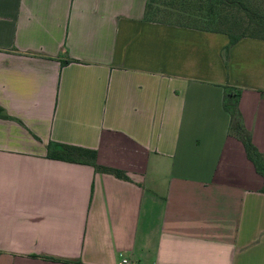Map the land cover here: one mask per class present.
Listing matches in <instances>:
<instances>
[{
	"label": "crops",
	"instance_id": "obj_1",
	"mask_svg": "<svg viewBox=\"0 0 264 264\" xmlns=\"http://www.w3.org/2000/svg\"><path fill=\"white\" fill-rule=\"evenodd\" d=\"M148 0H0V264H264V39ZM96 151L91 165L47 144Z\"/></svg>",
	"mask_w": 264,
	"mask_h": 264
},
{
	"label": "trees",
	"instance_id": "obj_2",
	"mask_svg": "<svg viewBox=\"0 0 264 264\" xmlns=\"http://www.w3.org/2000/svg\"><path fill=\"white\" fill-rule=\"evenodd\" d=\"M176 2L178 6H181V11L176 15V18L164 20H170L202 31L226 34L229 45L243 37L264 39V14L260 11V8L256 9V12L246 7L240 0H176ZM154 3L155 0H148L146 4L145 16L149 19H154L147 15L148 10L152 8ZM233 7L243 12L245 17L238 16L233 11ZM223 106L229 113L230 133L242 142L248 158L263 177L261 191L264 192V153L257 150L251 141L249 132L244 128L235 95L226 92ZM6 117L4 110L0 107V118ZM96 156V151L89 148L52 141L47 144L48 158L88 164L96 171L107 172L118 178L128 179L124 171L99 165L96 162Z\"/></svg>",
	"mask_w": 264,
	"mask_h": 264
},
{
	"label": "rangeland",
	"instance_id": "obj_3",
	"mask_svg": "<svg viewBox=\"0 0 264 264\" xmlns=\"http://www.w3.org/2000/svg\"><path fill=\"white\" fill-rule=\"evenodd\" d=\"M246 7L251 8L256 11L260 8L264 14V0H240ZM176 0H155L152 8L147 12V15L154 19H174L176 15L181 11V6L176 4ZM233 11L238 14L240 17H245V14L238 10L236 7H233ZM190 11V10H188ZM257 12V11H256ZM176 20V19H175ZM177 21V20H176ZM181 22H183L181 20Z\"/></svg>",
	"mask_w": 264,
	"mask_h": 264
},
{
	"label": "built area",
	"instance_id": "obj_4",
	"mask_svg": "<svg viewBox=\"0 0 264 264\" xmlns=\"http://www.w3.org/2000/svg\"><path fill=\"white\" fill-rule=\"evenodd\" d=\"M117 264H135L128 256L121 255Z\"/></svg>",
	"mask_w": 264,
	"mask_h": 264
}]
</instances>
